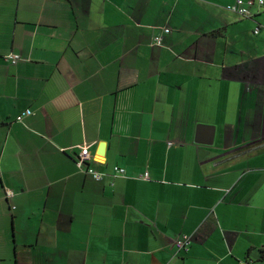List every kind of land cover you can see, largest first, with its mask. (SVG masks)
Instances as JSON below:
<instances>
[{"label":"crops","instance_id":"obj_1","mask_svg":"<svg viewBox=\"0 0 264 264\" xmlns=\"http://www.w3.org/2000/svg\"><path fill=\"white\" fill-rule=\"evenodd\" d=\"M235 1L0 0V264H264V5Z\"/></svg>","mask_w":264,"mask_h":264},{"label":"built area","instance_id":"obj_2","mask_svg":"<svg viewBox=\"0 0 264 264\" xmlns=\"http://www.w3.org/2000/svg\"><path fill=\"white\" fill-rule=\"evenodd\" d=\"M263 6L264 2L263 1H259L257 4L255 3L254 0H248V1H243V0H236L234 4L230 5L227 7V10L237 14L239 16H242L244 18H252V14H251V9L254 6ZM260 30V27H257L254 31L255 34H258ZM164 33H169V30H164ZM162 42V38L161 36H156L154 37V43L157 45H160ZM9 59H12L14 62H16L19 58L16 56H8ZM31 115L30 111H25L22 115L17 117V122H21L23 120V118L28 117ZM172 145V144H169ZM85 159L82 158V160L76 162V167L78 168L79 173L89 176L93 181L95 182H101L104 180L105 178V174L97 172L95 169H93L92 167L88 166L85 162ZM125 174V171L123 169L120 168H116L115 169V174L113 177H123ZM141 179L143 180H148V175L144 174ZM7 198L11 197L12 194L8 191L6 193ZM189 245H190V238L187 236H183L180 239H176L173 242V248L174 251L176 253L180 252V251H188L189 249ZM239 264H247L244 262H240Z\"/></svg>","mask_w":264,"mask_h":264},{"label":"water","instance_id":"obj_3","mask_svg":"<svg viewBox=\"0 0 264 264\" xmlns=\"http://www.w3.org/2000/svg\"><path fill=\"white\" fill-rule=\"evenodd\" d=\"M215 127L198 125L195 132V143L202 145H212L215 136Z\"/></svg>","mask_w":264,"mask_h":264},{"label":"trees","instance_id":"obj_4","mask_svg":"<svg viewBox=\"0 0 264 264\" xmlns=\"http://www.w3.org/2000/svg\"><path fill=\"white\" fill-rule=\"evenodd\" d=\"M183 236H187V237H189L190 238V245H189V249H188V251L190 250V247H191V242H192V240H191V237L190 236H188V235H183ZM183 236H178V237H176L175 239H174V241L176 240V239H180L181 237H183ZM173 241V242H174ZM187 251V252H188ZM186 251H180V252H178V254L179 253H187ZM261 254H262V259H264V251L263 252H261ZM244 263H246V262H244Z\"/></svg>","mask_w":264,"mask_h":264},{"label":"rangeland","instance_id":"obj_5","mask_svg":"<svg viewBox=\"0 0 264 264\" xmlns=\"http://www.w3.org/2000/svg\"><path fill=\"white\" fill-rule=\"evenodd\" d=\"M257 1H262V0H257ZM264 1V0H263ZM252 10V9H251ZM262 11H264V6L261 8ZM252 14V12H251ZM253 15V14H252ZM263 28H264V24H262Z\"/></svg>","mask_w":264,"mask_h":264}]
</instances>
